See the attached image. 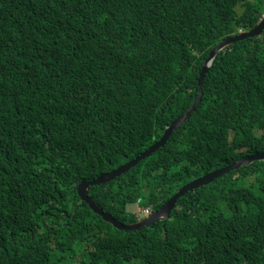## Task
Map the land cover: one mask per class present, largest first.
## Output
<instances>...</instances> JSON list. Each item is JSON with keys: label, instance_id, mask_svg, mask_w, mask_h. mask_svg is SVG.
<instances>
[{"label": "trees", "instance_id": "trees-1", "mask_svg": "<svg viewBox=\"0 0 264 264\" xmlns=\"http://www.w3.org/2000/svg\"><path fill=\"white\" fill-rule=\"evenodd\" d=\"M263 14L264 0H0V264H44L46 249L79 264H264V161L188 191L136 231L77 193L160 140L193 104L211 49ZM257 151L264 31L217 55L202 101L163 147L89 192L133 222L140 197L157 210Z\"/></svg>", "mask_w": 264, "mask_h": 264}, {"label": "water", "instance_id": "water-1", "mask_svg": "<svg viewBox=\"0 0 264 264\" xmlns=\"http://www.w3.org/2000/svg\"><path fill=\"white\" fill-rule=\"evenodd\" d=\"M264 31V18L258 23L256 27H253L249 31H244L239 33L236 36L228 37L224 39L223 41L219 42L211 51L210 55L206 59L202 71L200 73L199 77V93L196 96L193 105L181 116H179L177 119H175L165 130L164 135L162 138L151 145L148 149H146L144 152H142L140 155H138L136 158L129 160L127 163L119 166L116 169H113L110 172L104 173L93 180H83L78 185V192L80 196L86 200V202L90 205V207L93 209L95 213L100 214L103 216L105 220L112 223L115 227L122 229V230H136L141 229L144 225H151L154 224L156 221L160 219H164L166 217H169L172 210L174 209L177 200L186 194L188 191L193 190L195 188H198L202 185H206L210 182H212L215 178L222 176L223 174L231 171L234 168H237L245 163H249L255 160H261L264 158V153L256 154L252 156H247L244 158L239 159L235 163L228 165L226 167L217 169L213 172H210L206 174L203 177L197 178L187 184H185L174 196H172L167 202H165L162 207H160L157 211H155L150 217L146 218L144 221H141L139 223H133V224H124L118 219H116L114 216H112L110 213L105 212L102 207H100L94 199L89 195V187L91 185L101 184L104 182H108L110 180L115 179L117 176H120L121 174L127 172L131 167L137 165L139 161L142 159L150 156L152 153H154L158 148L164 146L170 136L176 131L179 127H181L191 116V114L197 109L199 103L202 100L203 96V85H204V78L206 73L208 72L209 68L213 64L215 58L219 54V52L227 47L228 45H231L237 41L244 40L249 37L259 36Z\"/></svg>", "mask_w": 264, "mask_h": 264}, {"label": "clouds", "instance_id": "clouds-1", "mask_svg": "<svg viewBox=\"0 0 264 264\" xmlns=\"http://www.w3.org/2000/svg\"><path fill=\"white\" fill-rule=\"evenodd\" d=\"M263 18H264V14L262 15V17L260 18V20L258 21V23H259ZM4 22H7V20H4V19L0 20V24H1V25H4ZM258 23H257V25H258ZM13 25H14V24L10 22V26H11L10 33H11V30H12ZM257 25H256V26H257ZM256 26H254V27H256ZM252 28H253V27H252ZM252 28H251V29H252ZM249 30H250V29H249ZM249 30H241L239 33L244 32V31H249ZM239 33H238V34H239ZM238 34H236V35H238ZM5 35H6L7 38L10 36V35H8L7 33H6ZM236 35H234V36H236ZM261 35H262V34H261ZM230 37H233V36H230ZM254 37H255V36H254ZM226 38H228V37H226ZM226 38H225V39H226ZM223 40H224V39H223ZM223 40H222V41H223ZM220 42H221V41H220ZM217 44H218V43H217ZM217 44H216V45H217ZM216 45H215V46H216ZM215 46H214V47H215ZM228 46H229V45H228ZM214 47H213V48H214ZM213 48H212V49H213ZM225 48H226V47H225ZM225 48H224V49H225ZM212 49H211V50H212ZM222 50H223V49H222ZM222 50H221V51H222ZM221 51H220V52H221ZM220 52H219V53H220ZM209 55H210V53H209ZM207 58H208V57H207ZM207 58H206V59H207ZM206 59H205V61H206ZM215 59H216V58H215ZM214 61H215V60H214ZM204 63H205V62H204ZM213 63H214V62H213ZM203 65H204V64H203ZM211 66H212V65H211ZM202 68H203V67H202ZM210 68H211V67H210ZM210 68H209V70H210ZM209 70H208V71H209ZM201 71H202V70H201ZM206 74H207V73H206ZM205 76H206V75H205ZM199 77H200V76H199ZM204 79H205V78H204ZM198 82H199V80H198ZM203 86H204V85H203ZM198 93H199V92H198ZM202 97H203V96H202ZM195 98H196V97H195ZM194 100H195V99H194ZM201 101H202V100H201ZM193 103H194V102H193ZM199 104H200V103H199ZM192 105H193V104H192ZM192 105H191V106H192ZM191 106H190V107H191ZM198 106H199V105H198ZM190 107H189V108H190ZM189 108H188V109H189ZM195 111H196V110H195ZM195 111H194V112H195ZM184 113H185V112H184ZM191 115H192V114H191ZM189 118H190V117H189ZM169 125H170V124H169ZM169 125H167L166 128H167ZM165 130H166V129H165ZM164 133H165V132H164ZM163 135H164V134H163ZM161 138H162V137H161ZM161 138H160V139H161ZM158 141H159V140H158ZM158 141H156V142H158ZM156 142H155V143H156ZM153 144H154V143H153ZM153 144H151V145H153ZM151 145H150V146H151ZM150 146H149V147H150ZM149 147H147L146 149H148ZM162 147H163V146H162ZM146 149H145V150H146ZM158 149H159V148H158ZM158 149H157V150H158ZM145 150H143L142 152H144ZM157 150H156V151H157ZM156 151H155V152H156ZM142 152H141V153H142ZM141 153H140V154H141ZM261 153H264V151H257V152H254V153H249V154H247V155H245V156H243V157L238 158L237 160H235L234 162H232V163H230V164H228V165H231V164L235 163L236 161H238V160L241 159V158H244V157H247V156L256 155V154H261ZM140 154H138V155H140ZM152 154H153V153H152ZM152 154H151V155H152ZM138 155H137V156H138ZM151 155H150V156H151ZM137 156H136V157H137ZM136 157H134V158H136ZM148 157H149V156H148ZM134 158H132V159H134ZM146 158H147V157H146ZM132 159H130V160H132ZM144 159H145V158H144ZM142 160H143V159H142ZM142 160H141V161H142ZM128 161H129V160H128ZM128 161L124 162L123 164L127 163ZM255 161H264V158L261 159V160H255ZM255 161H252V162H249V163H245V164H243V165H241V166H239V167H237V168L232 169L231 171H233V170H235V169H239V168L242 167V166L249 165V164H251V163H253V162H255ZM139 162H140V161H139ZM123 164H121V165H123ZM121 165H119V166H121ZM228 165H225V166H223V167H226V166H228ZM119 166H117V167H115V168H113V169H116V168H118ZM135 166H136V165H135ZM135 166H133V167H135ZM133 167H131V168H133ZM223 167H219V168H217V169H220V168H223ZM131 168H130V169H131ZM113 169H111L110 171H112ZM130 169H129V170H130ZM217 169H215V170H217ZM129 170H128V171H129ZM215 170H213V171H215ZM110 171H107V172H110ZM128 171H127V172H128ZM213 171H211V172H213ZM231 171H229V172H231ZM107 172H105V173H107ZM229 172H227V173H229ZM125 173H126V172H125ZM208 173H210V172H208ZM208 173H206V174H208ZM227 173H225V174H227ZM102 174H104V173H102ZM102 174H100V175H102ZM123 174H124V173H123ZM206 174H204V175H202V176H200V177H203V176H205ZM225 174H223V175H225ZM100 175H98L97 177H99ZM121 175H122V174H121ZM223 175H222V176H223ZM97 177H95V178H93V179H96ZM117 177H119V176H117ZM117 177H116V178H117ZM200 177H198V178H200ZM219 177H221V176H219ZM219 177H217V178H219ZM116 178H115V179H116ZM217 178H215V179H217ZM93 179H87V180H93ZM115 179H114V180H115ZM195 179H197V178H195ZM195 179H193V180H195ZM215 179H214V180H215ZM193 180H192V181H193ZM214 180H213V181H214ZM82 181H83V180H82ZM82 181H81V182H82ZM213 181H212V182H213ZM81 182H80V183H81ZM108 182H109V181H108ZM80 183H79V184H80ZM104 183H107V182H104ZM104 183H101V184H104ZM188 183H189V182H188ZM210 183H211V182H210ZM210 183H208V184H210ZM186 184H187V183H186ZM96 185H100V184H96ZM184 185H185V184H184ZM184 185H182V187H183ZM206 185H207V184H206ZM91 186H95V185H91ZM91 186H90V187H91ZM202 186H203V185H202ZM90 187H89V188H90ZM182 187H181V188H182ZM181 188H180V189H181ZM180 189H179V190H180ZM179 190H178V191H179ZM77 193H78L79 197L81 198V200L84 201V202H86V200H84V199L80 196V194H79V192H78V187H77ZM176 193H177V192H176ZM176 193H175V194H176ZM175 194H174V195H175ZM89 195H90V192H89ZM174 195H173V196H174ZM90 196H91V195H90ZM91 197H92V196H91ZM92 198H93V197H92ZM93 199H94V198H93ZM94 201L96 202L95 199H94ZM167 201H168V200H167ZM167 201H166V202H167ZM86 203H87V202H86ZM96 203H97V202H96ZM87 204H88V203H87ZM97 204H98V203H97ZM88 205H89V204H88ZM98 205H99V204H98ZM135 205L137 206V209H136V210H133V211L136 212V215H137V220H136V221H133V222H123V221H121L119 218H117V217H115L114 215H112L111 213H110V214H111L112 216H114L116 219H118L119 221H121L122 223H124V224H133V223H139V222H141V221H144L146 218L150 217L155 211H157V210L160 208V207H159L157 210H154L150 205H143V198H142V197H140V198L137 200V202L135 203ZM99 206H100V205H99ZM89 207H90V205H89ZM100 207H101V206H100ZM161 207H162V206H161ZM90 208H91V207H90ZM102 208H103V207H102ZM91 209H92V208H91ZM103 209H104V208H103ZM92 210H93V209H92ZM104 211H105V210H104ZM93 212H94V211H93ZM105 212H107V211H105ZM94 213H95V212H94ZM108 213H109V212H108ZM96 214H98V213H96ZM98 215H100V214H98ZM100 216H101V215H100ZM101 217L103 218V216H101ZM166 218H168V217H166ZM166 218H164V219H166ZM103 219H104V218H103ZM104 220H105V219H104ZM160 220H163V219H160ZM105 221H107V220H105ZM158 221H159V220H158ZM107 222H108V221H107ZM156 222H157V221H156ZM156 222H155V223H156ZM108 223H110V222H108ZM111 224H112V223H111ZM112 225H113V224H112ZM151 225H153V224H151ZM151 225H149V226H151ZM113 226H114V225H113ZM145 226H148V225H144L143 227H145ZM114 227H115V226H114ZM143 227H142V228H143ZM116 228H117V227H116ZM142 228H141V229H142ZM118 229H119V228H118ZM141 229H136V230H141ZM120 230H122V229H120ZM136 230H124V231L128 232V231H136ZM45 251H48V252L46 253L45 259L43 260V263H44V264H48L47 262H48V260H49L50 258H52L50 264H79V262H78L79 260H77V258H75V257L70 256L69 254H60L59 251H57V250H52V249H51V250H47V249H46ZM63 253H66V252H63Z\"/></svg>", "mask_w": 264, "mask_h": 264}, {"label": "rangeland", "instance_id": "rangeland-1", "mask_svg": "<svg viewBox=\"0 0 264 264\" xmlns=\"http://www.w3.org/2000/svg\"><path fill=\"white\" fill-rule=\"evenodd\" d=\"M114 180V179H113ZM111 181V180H110ZM130 210H136L137 209V206L136 205H134V206H132V208H129Z\"/></svg>", "mask_w": 264, "mask_h": 264}]
</instances>
